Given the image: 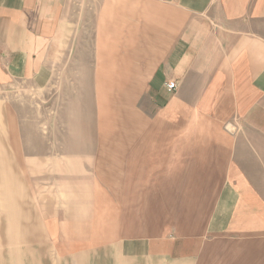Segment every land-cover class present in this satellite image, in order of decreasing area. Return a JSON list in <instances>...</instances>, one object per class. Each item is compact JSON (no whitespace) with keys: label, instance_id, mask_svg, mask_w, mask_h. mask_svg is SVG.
<instances>
[{"label":"crops","instance_id":"obj_1","mask_svg":"<svg viewBox=\"0 0 264 264\" xmlns=\"http://www.w3.org/2000/svg\"><path fill=\"white\" fill-rule=\"evenodd\" d=\"M77 43L96 46L79 74L98 93L95 148L43 153L26 119L31 150L0 172L72 173L76 206L102 190L101 219L123 224L70 250L78 264H264V0H0V93L48 90ZM0 104L7 149L21 119Z\"/></svg>","mask_w":264,"mask_h":264},{"label":"rangeland","instance_id":"obj_2","mask_svg":"<svg viewBox=\"0 0 264 264\" xmlns=\"http://www.w3.org/2000/svg\"><path fill=\"white\" fill-rule=\"evenodd\" d=\"M73 48L72 51H65L54 66V78L48 90L36 91L28 87L29 92L22 91L26 88L25 84L14 80L13 87L6 89L7 93H0V101L4 98L10 101L9 110L14 117L21 119L16 126L19 131L11 134L17 141L9 142V134H6L8 148H0V163L6 153L21 154L31 150L26 147L31 134L24 130L27 128L26 119L38 118L41 122L40 132L31 136H36L37 147L43 153L48 149L67 153L95 148L92 146L95 137H98L100 120L95 108L89 104H95L98 93L90 94L89 79L85 82L79 74L85 66V54L93 52L95 58L96 46L77 43ZM89 63L95 70L108 64L96 60ZM119 94L112 93L110 99L118 100ZM72 104L87 105L74 112ZM2 106L0 104V116L4 119ZM114 127V124L108 125V131L114 132ZM34 142L30 141L31 145ZM73 177L74 174L64 171L54 175L0 172V264H68V261L78 264L83 260L84 253L70 250L101 240L99 235L123 224L121 220L101 219L102 208L98 203L100 189H96V205L71 204L75 190ZM82 178L92 185L94 178L99 179V174H85ZM116 191L106 189L107 195L113 199L114 213L117 209L126 210L129 207L115 205ZM87 192L90 193L89 190ZM126 222L131 224L130 220Z\"/></svg>","mask_w":264,"mask_h":264},{"label":"built area","instance_id":"obj_3","mask_svg":"<svg viewBox=\"0 0 264 264\" xmlns=\"http://www.w3.org/2000/svg\"><path fill=\"white\" fill-rule=\"evenodd\" d=\"M167 86H168V88H169L170 90H175V89L177 88V84H176V82H173V81L169 82V83L167 84Z\"/></svg>","mask_w":264,"mask_h":264}]
</instances>
